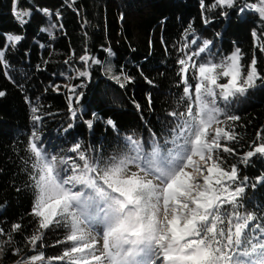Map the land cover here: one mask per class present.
<instances>
[{"label":"snow or ice","instance_id":"obj_1","mask_svg":"<svg viewBox=\"0 0 264 264\" xmlns=\"http://www.w3.org/2000/svg\"><path fill=\"white\" fill-rule=\"evenodd\" d=\"M12 2L14 19L22 32L3 34L0 72L15 83L4 69L10 67L9 56L24 41L23 30L33 12L20 9L19 0ZM238 5L239 0H215L211 8L227 16L228 10L243 12L248 7ZM201 6L205 7L203 0ZM251 8L264 22V0H254ZM38 11L45 17L61 16L47 8ZM42 31L50 32L51 28ZM210 44L205 41L197 51L177 60L184 108L168 113L170 121L163 137L150 132L149 141H144L128 135L123 150L106 158L90 155L81 143L70 147L73 155L50 154L41 144L38 125L42 117L33 115L36 127L27 151L31 154L29 179L34 193L29 214L36 226L24 240L36 252L37 247H45L48 230L61 228L65 234L56 244L64 245V249L60 255L47 258L37 252L16 264H264V217L244 206L246 189L264 186V176H257L253 183L248 176H240L236 164L224 163L222 153L236 155L235 148L227 144L236 136L218 126L239 120L226 111V106L233 98L264 86V74L257 71L255 57L244 71L239 48L219 61L202 59ZM260 51L264 52V45ZM194 58H201L200 62ZM79 61L84 69L75 70L69 79L80 83L63 85L73 94L69 97L73 119L79 118L72 107L73 97L79 104L87 86L83 78L91 77V64H101L87 53ZM106 71H112L111 65ZM140 75L154 84L142 70ZM190 78L197 80L194 90ZM221 78H227L226 82H220ZM113 79L119 83L121 76L114 75ZM134 79L123 74L119 86L123 88ZM52 87L59 91L61 85ZM5 95L0 90V97ZM148 105L152 106L151 95ZM32 112L37 113L38 108L34 106ZM98 122L95 112L84 121L89 130ZM104 123L112 129L117 127L111 117ZM73 127L69 123L65 131ZM253 144L242 163L250 164L257 156L264 159V133L258 132ZM22 229L20 222L13 223L10 230L0 227V258L9 249L14 256L20 254L21 249L12 246Z\"/></svg>","mask_w":264,"mask_h":264},{"label":"trees","instance_id":"obj_2","mask_svg":"<svg viewBox=\"0 0 264 264\" xmlns=\"http://www.w3.org/2000/svg\"><path fill=\"white\" fill-rule=\"evenodd\" d=\"M253 2L239 0L238 7L248 5L243 12L228 10V15L222 16L211 8L215 0H203L205 7L201 6L202 0H19V8L31 10L33 15L23 30L24 41L9 56L10 67L4 69L15 83L0 72V90L6 92L0 97V227L10 230L13 223L20 222L23 229L15 235L12 246L19 247L20 254L14 256L9 249L0 264H16L37 252H43L46 258L54 257L64 249V245L56 244L65 234L61 228L48 230L45 247H37L36 252L24 240L36 226L29 214L34 193L29 179L31 154L27 151L36 127L33 115L42 117L38 125L41 144L50 154L73 155L70 147L81 143L90 155L106 158L123 150L128 135L144 141H149L150 132L163 137L170 121L168 113L184 108L177 64L183 54L197 51L205 41H211L202 59L219 61L239 48L244 71L255 57L257 71L264 74V52L260 51L264 22L251 8ZM41 8L61 16L45 17L38 11ZM49 28L50 32L42 31ZM21 32L13 16L12 0H0V45L4 43L3 34ZM193 39L196 44L191 43ZM185 44L189 47L185 48ZM85 53L100 59L101 64L89 62L91 77L83 78L87 85L82 89L84 96L79 104L74 97L72 100L79 117L73 119L69 110L73 94L63 85L80 83L69 77L75 76V70L84 69L79 57ZM194 59L199 63L201 58ZM66 60L70 63L65 64ZM109 65L112 71H106ZM141 70L154 81L153 85L140 75ZM123 74L135 79L121 88ZM114 75L121 76L119 83ZM189 82L194 90L197 80L190 78ZM52 85L61 88L54 91ZM34 106L37 113L32 112ZM226 111L239 120L218 125L236 136L235 141L227 142L235 148L236 155L222 153L224 163L236 164L240 176H248L253 182V177L264 176V159L251 158L250 164L242 161L254 146L257 133H264V86L233 98ZM94 112L99 122L89 130L84 121ZM108 117L116 122V129L104 123ZM69 123L74 127L65 131ZM244 206L264 217V186L247 188Z\"/></svg>","mask_w":264,"mask_h":264},{"label":"rangeland","instance_id":"obj_3","mask_svg":"<svg viewBox=\"0 0 264 264\" xmlns=\"http://www.w3.org/2000/svg\"><path fill=\"white\" fill-rule=\"evenodd\" d=\"M196 159H198V158H196ZM252 180H253V182H255L256 181V177H253Z\"/></svg>","mask_w":264,"mask_h":264}]
</instances>
